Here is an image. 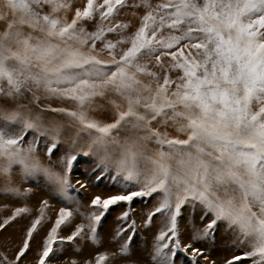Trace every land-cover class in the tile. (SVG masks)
Returning a JSON list of instances; mask_svg holds the SVG:
<instances>
[{
	"label": "snow or ice",
	"instance_id": "obj_1",
	"mask_svg": "<svg viewBox=\"0 0 264 264\" xmlns=\"http://www.w3.org/2000/svg\"><path fill=\"white\" fill-rule=\"evenodd\" d=\"M144 3L150 10L141 26L130 38L113 42L106 36L121 25L105 27L104 22L125 7V0L100 4L87 0L70 22L59 16L71 7L65 0H0V9L7 10L0 19L7 14L12 17L0 32V176L9 178L0 192L18 194L10 186L11 173L18 168L22 179L42 178L55 198L76 205L59 209L38 262L46 264L56 251L58 229L82 207L70 195L75 188L70 180L75 162L81 155H94L98 163L89 179L94 177L98 185L107 177L124 191L90 200L89 209L99 212L84 217L89 239L98 240L97 226L112 206L130 205L134 198L160 193L159 204L145 222L157 214L166 217L167 231L161 230L154 239L152 264H176L177 254L189 250L193 257L202 255L200 249L191 243L182 245L179 239L177 221L185 206L200 208L201 222L208 220L202 230L193 232L192 240L214 236L223 223L252 249L227 264L247 259L264 264V0H162L155 8L147 0ZM97 12L100 22L89 32L82 22L94 21ZM165 28L170 30L167 36L161 34ZM97 42L110 60L99 57ZM123 43L130 46L117 58V46ZM142 55L154 56L157 64L162 56H171V67L182 71L178 82L165 74L155 88L145 83L140 76L155 77L156 73L138 62ZM173 83L175 90H171ZM39 90L49 97L76 101L80 109L112 91L126 108L120 110L112 101L116 119L104 124L89 119L82 110L41 109L72 117L65 124L46 121L27 105L6 103L26 92L38 100ZM153 122L165 127L171 124L187 138L169 137L167 131L153 128ZM121 131L126 133L122 138ZM85 133L87 140L81 144ZM45 138L46 159L42 161L39 144ZM61 144L67 147L57 167L52 157ZM76 183L87 190V184ZM133 184L141 185L140 189L129 191ZM23 211L17 209L13 218ZM128 216L126 211L120 219L127 221ZM39 223L36 220L29 228L16 261L30 250ZM127 232H131L130 242L135 222L121 226L116 236ZM82 233L84 225H77L72 235L59 242L73 241ZM128 247L127 242L123 244L121 254ZM106 260L107 255L98 254L96 264ZM0 264L14 262L3 257Z\"/></svg>",
	"mask_w": 264,
	"mask_h": 264
},
{
	"label": "rangeland",
	"instance_id": "obj_2",
	"mask_svg": "<svg viewBox=\"0 0 264 264\" xmlns=\"http://www.w3.org/2000/svg\"><path fill=\"white\" fill-rule=\"evenodd\" d=\"M65 2L70 4L71 7L67 11L62 10L59 16H66L67 22L71 21L75 15L76 9L79 8L83 10L87 4V0H65ZM102 2L103 0H96L97 4ZM161 2L162 0H147V3L152 8H155L156 5ZM198 2L202 3V0H198ZM47 10L46 7L44 11ZM149 10L150 8L145 6L144 0H125V7L118 9L110 22H104L105 27L115 25L116 23L121 25V27L117 28L116 32L108 33L106 39L116 42L121 38H130L139 26H141L142 18ZM6 12L7 10L0 9V14ZM11 19L12 17L10 14L0 19V32L6 29ZM99 22L100 16L99 12H97L94 21H84L82 24L87 31L93 32L96 30V24ZM124 25H127V27L125 28ZM161 34L167 36L170 34V30L165 28ZM175 34L179 35V33ZM186 42L187 41H184L182 43ZM129 46L130 43L118 44L116 49L117 58L122 54V51L126 50ZM97 49L101 59L110 60V56L107 50L103 49L101 42H97ZM175 50L174 48L168 51ZM185 54H187V51ZM138 62L141 65H147L150 71L156 73L155 77L147 75L140 76L145 83H150L153 88L156 87L157 83H163L165 74H167L171 80L177 82L178 77L182 75L180 69H173L171 67L173 63L171 56H162L160 63L157 64L154 56L149 57L147 55H142L139 57ZM175 87L176 85L173 83L171 85V90H175ZM36 94L39 96L38 100H34L32 94L26 92L24 96L17 101L8 100L6 103L12 107H15L16 104L27 105L28 109L32 112L40 113L44 120H54L65 124L71 122L72 117L64 113L52 112L49 110L41 112V109L51 107L65 108L71 111L82 110L87 114L89 119L104 124L112 123L116 119L117 109L112 101L120 105V110L126 108V103L112 91H108L104 97H95L92 104L90 106L85 105L83 109L79 108L76 101L49 97V94L43 90L37 91ZM253 107L255 110L256 106L254 105ZM152 127L157 128L161 132L167 131L169 137L180 139L187 138L186 134L178 132L176 127L171 124L165 127L153 122ZM118 135L122 138L126 133L121 131ZM28 139H32L31 134L28 135ZM86 140L87 135L85 133L80 143L84 144ZM47 143L48 139L45 138L42 139L39 144L42 161L46 159L43 153ZM66 147L67 145L61 144L59 150L52 157V162L57 164V167H59V157L64 154ZM149 148H155V145L149 144ZM97 163L98 157L94 155H81L78 161L75 162L74 168L70 174L71 183L75 185V188L70 190V195L78 198L82 207H80L79 212H74L70 221L58 229V242L53 246L56 251L51 258L46 261V264H96L98 254L107 255V260L104 264H152L151 255L154 247V239L161 230L167 231L166 217L157 214L149 223L146 224L145 222L149 213L159 204L160 193H155L151 197L134 198L130 205L121 202L112 206L102 218L101 223L97 226L98 240L93 241L88 238V221L84 217L91 211L99 212L98 209H89L88 204L90 200L94 196L107 198L124 191L119 185H113L107 177L101 180L98 185L95 183L94 177H92L91 180L89 179ZM96 174L98 175L99 172ZM77 180L87 184L88 189H79V185L76 183ZM8 182L9 178L7 176H0V188ZM10 186L19 191L18 194H4L0 192V224H4L5 220H8V223L5 224L3 228H0V258L7 257L8 261H12L14 264H38L47 236L58 218L59 209L66 206L75 208L76 205L67 204V202H62L60 199L55 198L50 187L42 178L32 182L22 179L18 168L11 173ZM140 187L141 185L133 184L128 190L137 191ZM26 189L28 191H26ZM76 189H79V194H77ZM34 194L37 195L36 200L31 199ZM12 199L17 200L14 206L7 202ZM45 201L47 204L44 203ZM53 204L57 208H55ZM17 209H25V211L15 215L13 218ZM126 211L129 212V216L127 221H124L120 219V217ZM201 215L202 211L200 208L197 207L194 210L192 206H185L180 217H178L177 223L181 244L191 243L192 247L201 250L202 255L193 257L190 250L187 253H178L175 257L176 264H194V262L195 264H227L234 256H240L252 250L248 244L240 243L231 231L226 230L223 223L215 229L214 236L210 234L205 239L192 240L193 232L202 230L208 223L207 219L201 222ZM36 220H39L40 223L37 225L30 239V250L27 251L19 261H16L15 256L23 246L29 228H31ZM132 222H135V235L132 241H128V235H130L131 232L116 236L121 226L127 227L132 224ZM77 225H84L85 233H82L81 236L76 237L73 241H67L65 239L60 243L59 238H66L72 235ZM126 242L129 244L127 253L121 254L120 248ZM87 244L91 247L87 246ZM86 247H88V251ZM204 257H207V259ZM234 264H252V259H247L242 262L236 261Z\"/></svg>",
	"mask_w": 264,
	"mask_h": 264
},
{
	"label": "bare ground",
	"instance_id": "obj_3",
	"mask_svg": "<svg viewBox=\"0 0 264 264\" xmlns=\"http://www.w3.org/2000/svg\"><path fill=\"white\" fill-rule=\"evenodd\" d=\"M24 182H26V181H24ZM31 184V183H30ZM29 185V184H28ZM34 185V184H33ZM32 188V187H31ZM42 189V188H41ZM88 189V188H87ZM39 191V190H38ZM90 194H91V192H90ZM88 196V195H87ZM92 196V195H91ZM47 197H48V195H47ZM31 199H33V200H36L37 199V195L36 194H34L32 197H31ZM52 199V198H51ZM16 201L17 200H15V199H12V200H9V201H7L8 202V204H10V205H12V206H14V205H16ZM18 201H20V200H18ZM29 205H31V204H29ZM54 205V204H53ZM54 207H55V205H54ZM55 208H57V207H55ZM53 209V208H52ZM3 211V210H2ZM54 212V211H53ZM6 214V213H5ZM87 246H89L88 244H87ZM89 247H91V246H89ZM87 248V249H86ZM85 249L88 251V247H86ZM109 264V263H108Z\"/></svg>",
	"mask_w": 264,
	"mask_h": 264
}]
</instances>
